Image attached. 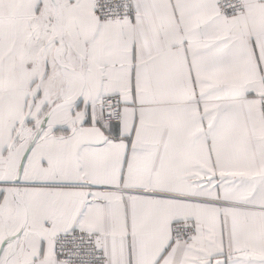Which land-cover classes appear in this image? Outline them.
<instances>
[{
    "label": "snow or ice",
    "instance_id": "snow-or-ice-1",
    "mask_svg": "<svg viewBox=\"0 0 264 264\" xmlns=\"http://www.w3.org/2000/svg\"><path fill=\"white\" fill-rule=\"evenodd\" d=\"M0 264H264V0H0Z\"/></svg>",
    "mask_w": 264,
    "mask_h": 264
}]
</instances>
